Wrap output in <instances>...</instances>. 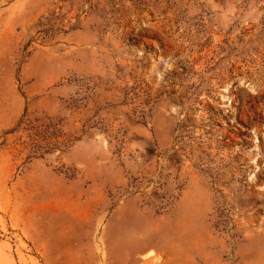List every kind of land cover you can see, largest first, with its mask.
Here are the masks:
<instances>
[{"label":"rangeland","instance_id":"1","mask_svg":"<svg viewBox=\"0 0 264 264\" xmlns=\"http://www.w3.org/2000/svg\"><path fill=\"white\" fill-rule=\"evenodd\" d=\"M0 264H264V0H0Z\"/></svg>","mask_w":264,"mask_h":264}]
</instances>
